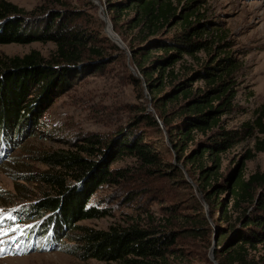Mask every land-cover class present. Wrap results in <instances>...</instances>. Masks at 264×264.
<instances>
[{"label": "trees", "instance_id": "obj_1", "mask_svg": "<svg viewBox=\"0 0 264 264\" xmlns=\"http://www.w3.org/2000/svg\"><path fill=\"white\" fill-rule=\"evenodd\" d=\"M181 1L104 0L113 30H123L124 38L128 36L125 50L141 77L131 76V80L141 91L145 87L154 112L141 105L134 127L126 133L121 132L111 140L89 136L73 150L57 149L43 155V163L48 167L39 179L52 190V195H44L31 210L36 214L43 210L55 212L45 237L51 248L54 225L58 228L64 223L80 234L82 260L107 264H188L183 251L174 246L173 230L149 229L150 226L139 222L111 226L108 230L76 226L81 221L110 216L109 211L86 206L103 184L121 186L126 182L127 187L137 186L132 166L109 170L119 159L130 158L145 178L163 171L147 135L138 131L136 125L143 123L157 136L165 131L181 166L167 164L171 174L187 188L196 189L207 204L213 225L209 235L217 237L214 248L217 264H246L251 252L260 250L263 260L264 173L257 171L245 176L244 166L264 154V107L256 111L252 122H244L236 129L226 128L223 118L233 109V78L239 67L228 55L199 62L197 54L212 53L214 41L202 39L205 25L192 23L195 13H183L186 7L179 10ZM186 1L193 4L196 0ZM78 16L68 9L56 11L44 7L27 14L20 7L0 0V45L38 42L55 46L50 60L38 52L0 57V155L8 147L4 132L11 135L19 126L32 124L31 119L35 125L40 114L36 97L40 93L49 95V102L51 96H60L74 81L101 70L111 58L103 45H98L102 41L108 45L110 40L104 35L95 37L90 28L78 26L75 23ZM175 28L179 31L170 35ZM111 48L121 59L126 58L125 50L116 44H111ZM199 63V68H195ZM254 134L257 136L252 148L244 150L233 173L223 177V155L251 140ZM106 143L111 152L102 163ZM124 197L128 203L134 201L135 191H126ZM193 197L198 208L202 207L199 199ZM170 211L175 213L176 209ZM0 214L3 215L0 237L10 232H22L25 236V228L15 212ZM204 220L202 217L192 224ZM27 231L39 236L38 229Z\"/></svg>", "mask_w": 264, "mask_h": 264}, {"label": "rangeland", "instance_id": "obj_2", "mask_svg": "<svg viewBox=\"0 0 264 264\" xmlns=\"http://www.w3.org/2000/svg\"><path fill=\"white\" fill-rule=\"evenodd\" d=\"M6 1L20 7L27 14L39 7L77 12L79 16L75 23L78 26L90 28L96 33L95 37L104 35L109 39L104 32L105 23L101 18L100 7L92 0ZM97 1L105 13L104 0ZM178 7L179 10L186 7L183 11L185 14L195 13L192 23L200 26L204 24L206 27L202 39L214 41L212 53L197 54L200 63L228 55L239 67L233 78V109L223 118L226 128L236 129L244 122H252L256 118V111L264 107V0H196L193 4L182 0ZM105 15L110 23L109 16ZM178 31L175 28L170 35ZM112 33L122 41L126 49L128 36L124 38L123 30L115 32L112 28ZM111 44H114L111 40L108 45L103 41L98 43L103 45L105 53L111 57L101 70L74 81L60 96H51L49 102V95L45 97L40 93L36 97L40 114L35 125L30 118L32 124L27 122L19 126L18 132H11V135L4 132L3 137L9 149L7 147V151L0 155V213L15 212L21 226L27 230L38 229L42 240L47 235L48 224L56 217L55 212L43 210L36 214L31 210L44 195H52V190L39 179V175L48 167L43 163V155L57 149L73 150L77 144L83 143L84 138L93 135L103 140L116 138L121 132L126 133L134 127L137 110L141 105L147 106V110L152 109L145 87L141 91L131 80V76H134L130 68H134L126 55L128 51H124L126 58L123 60L111 48ZM54 51L55 46L51 43L0 45L2 58L22 57L30 52H38L45 60H50ZM200 63L195 64V68H199ZM136 126L138 131L147 135L146 140L150 141L154 152L158 153L163 171L145 178L130 158L119 159L109 166V170L132 166L137 186L127 187L126 182L121 186L103 184L90 196L86 206L109 211L110 216L81 221L76 226L108 230L111 226L139 222L142 226H150L149 229H161L164 232L173 230L176 232L174 246L183 251L188 264H217L214 258L216 243L213 244L217 237L211 233L209 235L213 225L208 218V206L202 196L197 195L196 189L187 188L186 184L171 174L167 164H177V157L168 143L165 131H162V136H157L143 123ZM256 136L254 134L251 140L223 155V177L229 176L235 169L236 161L243 151L252 148ZM105 149V156L100 161L102 163L111 152L107 143ZM177 166L181 167L180 164ZM257 171L264 173V154L245 163V176ZM182 172L186 181L192 184L188 175ZM131 189L135 191L136 199L128 203L124 196ZM193 195L199 199L202 207L198 208ZM171 208L176 209V212H171ZM216 215L217 212L214 219ZM202 217L204 223L192 224L193 220ZM54 228L52 248L46 247V250L20 255H2L0 264H107L93 259L82 260L80 234L72 225L60 223L58 228L56 225ZM211 249L215 263L209 259ZM261 256V250L251 252L246 264H264Z\"/></svg>", "mask_w": 264, "mask_h": 264}, {"label": "water", "instance_id": "obj_3", "mask_svg": "<svg viewBox=\"0 0 264 264\" xmlns=\"http://www.w3.org/2000/svg\"><path fill=\"white\" fill-rule=\"evenodd\" d=\"M93 1V3L95 4V5H97V6H99L100 8V13H101V15H102V20L104 21V23H105V29H104V32H105V34L107 35V37L114 43V44H116L120 49H122V50H125V47H124V45H123V43H122V41L114 34V36L115 37H111L110 36V34H108L107 33V31H106V27L109 25L110 26V29L112 30V27H111V25H110V23L108 22V20H107V18H106V15H105V13H104V11H103V8L99 5V2L97 1V0H92ZM126 55L128 56V60H129V52H126ZM130 70L132 71V74H133V76L134 77H136V78H141L140 76H137V74H136V72L134 71V69H132V68H130ZM146 90V89H145ZM148 111H150V112H152L153 113V110L152 109H148ZM156 121H157V123L159 124V125H161V123L156 119ZM216 243V241L214 240V242H213V244H215ZM209 259H210V261H212L213 263H215L214 262V260H213V254H212V249L209 251Z\"/></svg>", "mask_w": 264, "mask_h": 264}, {"label": "bare ground", "instance_id": "obj_4", "mask_svg": "<svg viewBox=\"0 0 264 264\" xmlns=\"http://www.w3.org/2000/svg\"><path fill=\"white\" fill-rule=\"evenodd\" d=\"M106 31H107L108 34H110L111 37H115L113 35L112 30L110 29V26L109 25L107 26V30Z\"/></svg>", "mask_w": 264, "mask_h": 264}, {"label": "snow or ice", "instance_id": "obj_5", "mask_svg": "<svg viewBox=\"0 0 264 264\" xmlns=\"http://www.w3.org/2000/svg\"><path fill=\"white\" fill-rule=\"evenodd\" d=\"M0 254H2V250H0Z\"/></svg>", "mask_w": 264, "mask_h": 264}]
</instances>
